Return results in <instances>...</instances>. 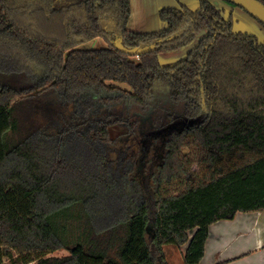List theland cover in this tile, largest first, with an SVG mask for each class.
<instances>
[{"label": "trees", "instance_id": "obj_1", "mask_svg": "<svg viewBox=\"0 0 264 264\" xmlns=\"http://www.w3.org/2000/svg\"><path fill=\"white\" fill-rule=\"evenodd\" d=\"M131 10L132 0H0V264H169L168 244L204 264L212 223L264 211V40L211 0L162 7L165 26L151 31L128 28ZM96 38L108 47H82ZM194 41L185 58L160 61ZM159 81L180 108L150 134ZM89 88L118 90L113 101L143 120L108 108L56 122L55 95ZM130 129L133 144L113 158ZM192 147L209 164L201 176L183 160ZM175 181L185 187L163 190Z\"/></svg>", "mask_w": 264, "mask_h": 264}, {"label": "rangeland", "instance_id": "obj_2", "mask_svg": "<svg viewBox=\"0 0 264 264\" xmlns=\"http://www.w3.org/2000/svg\"><path fill=\"white\" fill-rule=\"evenodd\" d=\"M140 1V3H139ZM142 0H132V10L131 15L128 21V28L134 29V31H151V30H158L165 26V23L161 20L159 16V12L157 11H150L149 9L144 7V3L141 4ZM148 2H151V0H147ZM182 0H171L168 3V6H178ZM215 5L218 7H221L225 10L226 16H229L232 14L233 20H234V29L236 31H243V32H250L256 34L260 39L264 40V25L255 17H253L250 13L245 11L243 8L234 5L226 0H211ZM166 3V2H165ZM188 5V4H187ZM200 5V2L198 3V6ZM196 7L191 8L195 9ZM140 21L143 23L141 24ZM139 24V25H138ZM197 43V41H194L192 44L186 45L180 49L174 50V51H168L163 52L160 54V61L163 63H175L183 58H185L189 52V50ZM109 42L102 38H96L91 41H88L82 45V47L86 48H97V47H108ZM39 72L37 71V74ZM110 86H121L124 88H127L125 85L122 84H116V83H109ZM167 88L165 85L159 81L156 85V96L154 103L150 109L155 110L154 112L158 116L154 120H150L151 130L150 134L153 130L158 129L159 126H163L166 123L165 114L169 110H174L176 108L179 110V106H174L172 103H170L168 97H167ZM169 91V88H168ZM121 93L118 90H111V89H97V88H89L84 91H82L79 95L75 97H70L69 95H65L62 93H57L55 95V102L56 107L61 110V113L57 114L58 116L55 118L56 122H62L65 123L67 121H70L71 118H75L77 114H80L81 117L86 118L87 116L90 117L89 120L94 119H101L108 115L107 109L111 108L115 112L120 113L121 117L128 118L130 121H139L141 118V121L143 120L142 116H138L137 113H139L140 108H138L134 103L130 102V104H126L124 99L122 101H113V98L117 95H120ZM84 103L87 104L88 108L87 110L84 109ZM56 109V108H55ZM73 109H76L75 114H72ZM148 111H142L141 113L145 114ZM149 113V112H148ZM72 114V115H71ZM151 115V111L149 113ZM140 117V118H139ZM67 120V121H66ZM125 123H127L125 121ZM146 123V122H145ZM165 123V124H163ZM140 124V122H139ZM139 124L136 128H138ZM154 124V126H153ZM147 126V125H146ZM144 126L145 128H147ZM125 127H128L125 125ZM155 129H154V128ZM53 133H57V130L53 126ZM133 129L127 130L125 136L123 138H120L114 145H112V151L111 156L113 158H116L121 150H126L129 144H133ZM151 136V135H150ZM143 137V135H142ZM142 140V138H141ZM132 141V142H131ZM131 147V146H130ZM136 147H131V149H128L129 156L135 155L134 149ZM158 148V147H157ZM155 148V149H157ZM184 154H187L186 157H184V162L187 166V168L190 169V171L194 174V172H198L201 176V174L208 170L209 164L205 160V153L204 151L199 148H185ZM137 152V151H136ZM139 154V152H137ZM152 152L150 156H152ZM151 157H149L150 159ZM192 174V180L197 179V177H194L196 175ZM185 185L180 181L175 182H168L164 183L163 190L165 192L170 191H178L184 188ZM190 233H193V231H190ZM164 254L166 256L167 261L169 264H186L184 257L181 253V250L178 246H175L173 244H168L163 247ZM68 251L66 250H60L56 251L54 254L56 255H64L67 254ZM5 262L7 264H11V260L9 257H6Z\"/></svg>", "mask_w": 264, "mask_h": 264}, {"label": "crops", "instance_id": "obj_3", "mask_svg": "<svg viewBox=\"0 0 264 264\" xmlns=\"http://www.w3.org/2000/svg\"><path fill=\"white\" fill-rule=\"evenodd\" d=\"M169 1L171 0H151V2L142 0L141 4L144 3V7L152 12H159L162 7L168 6ZM181 2L188 4L189 7H196L200 0H182ZM140 23L143 22L140 21ZM179 248L184 257L187 244ZM202 263L264 264V211H240L233 219H223L212 223Z\"/></svg>", "mask_w": 264, "mask_h": 264}, {"label": "water", "instance_id": "obj_4", "mask_svg": "<svg viewBox=\"0 0 264 264\" xmlns=\"http://www.w3.org/2000/svg\"><path fill=\"white\" fill-rule=\"evenodd\" d=\"M229 1L236 3L241 8L248 11L250 14H252L254 17L258 18L264 23V3H262L260 0H229ZM116 47L122 52L135 54L137 56L150 50V48L148 47L132 50L126 48L122 43H116Z\"/></svg>", "mask_w": 264, "mask_h": 264}]
</instances>
